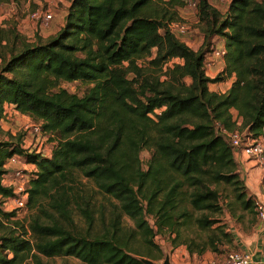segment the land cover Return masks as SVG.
I'll use <instances>...</instances> for the list:
<instances>
[{"label": "trees", "instance_id": "trees-1", "mask_svg": "<svg viewBox=\"0 0 264 264\" xmlns=\"http://www.w3.org/2000/svg\"><path fill=\"white\" fill-rule=\"evenodd\" d=\"M158 1L70 0L61 28L36 41L0 26V120L5 104H12L40 122L54 142L42 155L23 146L22 133L0 139V264H52L44 257L56 256L87 264H145L142 257H161L154 236L164 231L190 253L207 246L223 252L222 238L237 246L235 235L214 215L225 210L234 218L240 210L250 214L249 223L257 218L255 195L221 128L262 134L264 0H229L224 12L197 0L199 48L168 26L179 20L176 7L183 0ZM213 37L223 41L225 54L223 68L210 77L204 59ZM231 76L224 92L209 88ZM61 81L88 86L78 94ZM143 148L153 150L146 169L139 159ZM13 154L35 166L24 231L21 219L1 203L15 195L2 182ZM81 176L117 201L107 218ZM122 215L134 228H124ZM189 227L206 237L177 240Z\"/></svg>", "mask_w": 264, "mask_h": 264}, {"label": "rangeland", "instance_id": "rangeland-1", "mask_svg": "<svg viewBox=\"0 0 264 264\" xmlns=\"http://www.w3.org/2000/svg\"><path fill=\"white\" fill-rule=\"evenodd\" d=\"M50 1V0H49ZM211 4L218 9H220L222 12H224L227 8L229 0H209ZM187 0H183V4L180 5L177 10V19L187 21L190 25V33L189 36H187L186 39L189 41V44L194 48H199L202 44V37L201 31L198 26V16H197V9L194 7H190L186 4ZM50 3L54 5V7L57 6L56 0L50 1ZM159 5H164V0L158 1ZM170 7V5H167ZM171 9L173 7H170ZM1 11H4L2 9ZM16 13L13 14V17L16 16V18L12 19H5L2 18L1 23H4V27H13L16 31L19 33L25 35L27 39H32L33 36L32 33L35 30H38L37 23L30 20L27 16V10L21 11L18 10L15 11ZM3 12H0L2 14ZM6 25V26H5ZM182 40H185L183 38H180ZM186 41V40H185ZM214 45L219 46L216 40H214ZM3 50H5L6 54L9 55V51L7 47H3ZM148 59V58H147ZM147 59L140 60V63L143 65H146V67L152 68V66L148 63ZM176 60V59H175ZM220 71V69H213L212 73L217 74ZM156 72H160L159 69L156 70ZM188 81V79H187ZM60 85L62 87H65L69 92H75L78 94H82L83 91L87 88L88 84L82 81H61ZM212 86V85H211ZM224 86H222L223 88ZM212 88H216V91H220L221 87L212 86ZM224 89V88H223ZM221 92V91H220ZM4 107V114L2 119L0 120V139H10L11 135H15L17 133L23 134V146L26 147V149H34L39 147V149H43L46 153H50L51 148L54 144V142L51 140V136L48 135L47 132L43 133L42 136H38L33 132H30L29 129L31 127V124L37 123L36 120H34L32 117L20 113L15 107L5 105ZM151 148H143L139 152V159L141 162V166L143 169H146L148 167L149 158L152 154ZM23 159V158H22ZM17 168H20L27 174H30L31 171L35 169L34 164L32 163H24L22 160L19 161L16 164ZM12 176V175H11ZM82 180V186L85 187L86 192L94 194V198L96 200V207L100 208L102 205V209L104 210L106 214V218L109 216V210L111 208V202L117 203V201L113 198L108 199L104 197L102 194H100L96 189V186L94 185L92 179L87 177H80ZM5 200H2V206L4 208L9 209L10 206L8 203H3ZM98 214V212H97ZM242 215V217H240ZM75 220L81 225L84 226L83 220L81 216L74 211L73 214ZM214 216L221 217L224 221H226L229 228H233V231L236 233V229L241 230H247L249 226V220H250V214L248 212H241L240 210H237L234 218L224 210L222 214L216 213ZM18 219H21V223L24 225L22 231L26 230L28 227V222L30 219V212L27 209H23L20 211ZM147 218L151 224H154V217L151 215H147ZM121 223L123 224L125 229H132L134 228V222L131 218H129L127 215H122ZM86 226V224H85ZM96 229H101L102 225L98 222L95 225ZM20 229V231H21ZM195 227H189L188 229L183 228L181 231L180 238L177 239L179 241H182L186 239L187 237H194L195 242H200L202 239L206 237V233L203 231H196ZM29 235V234H26ZM171 235L168 231H164L162 233L158 232L154 236L155 242L159 245L162 254L159 258L152 259L156 264H161L165 256L167 255L169 257V261L171 264H207L211 260H219L224 257V254L227 251L230 250H236L239 249L236 245H234L232 242L229 243L226 239L223 240V252H217L210 249V247H206L202 253L199 252H193L190 253L188 250V247L186 243L179 242V244H176V242H173L171 240ZM136 243H141L139 239L135 241ZM140 249L143 250V252H146V247L144 245L140 246ZM48 262L52 264H87L80 259L68 256L66 258L63 257H51V258H45ZM151 259V258H150Z\"/></svg>", "mask_w": 264, "mask_h": 264}, {"label": "built area", "instance_id": "built-area-1", "mask_svg": "<svg viewBox=\"0 0 264 264\" xmlns=\"http://www.w3.org/2000/svg\"><path fill=\"white\" fill-rule=\"evenodd\" d=\"M52 1V0H50ZM49 0H26V3H36V7L29 9L27 16L30 20L37 23L38 26H47L54 17L55 7L53 3L51 4ZM186 4L190 7L196 8L197 0H187ZM198 22V19L197 21ZM1 26V24H0ZM169 28L178 36L183 38L186 41L190 33V25L187 21L184 20H175L168 24ZM184 40V41H185ZM189 42V41H188ZM225 47L214 45L212 42L209 45V51L206 53L204 59V68L205 70L214 67L216 64H222L224 62ZM8 106H13L12 104H5ZM6 107V106H5ZM14 107V106H13ZM5 113V112H4ZM262 134L258 136H253L246 129L235 128L232 130H226L221 128V131L225 134L228 142L233 148L235 155H244L248 159L252 160L254 164L259 166L263 171V176L260 181L259 190L260 196H255V209L256 215L259 220H264V126L262 128ZM30 132L35 133L38 136H42L45 131L41 128L40 122L31 124L29 129ZM28 151L38 152L42 155H48L43 149L39 147L34 149H27ZM26 162L18 155H11L8 157L5 163L6 171L3 173L2 182L11 186L15 195L2 197V200H5L3 203H8L10 206L9 209L4 208L5 210H13L15 216L18 217L19 213L23 209H27L26 200L28 196V180L29 175L20 168L16 167V164L19 161ZM12 175V176H11ZM251 261V255L244 250H232L227 253L222 259L211 260L207 264H249Z\"/></svg>", "mask_w": 264, "mask_h": 264}, {"label": "crops", "instance_id": "crops-1", "mask_svg": "<svg viewBox=\"0 0 264 264\" xmlns=\"http://www.w3.org/2000/svg\"><path fill=\"white\" fill-rule=\"evenodd\" d=\"M57 6L55 7L54 17L47 26H38V30H35L32 35V39L30 41H36L37 39H45L50 35H54L63 25L64 17L67 13V7L70 3V0H56ZM36 7V3H31L28 5L26 0H20L18 3H8L0 5V24L4 26V23H1L2 18L5 19H12L16 18L13 17L18 10L24 11L33 9ZM4 9V11H1ZM6 26V25H5ZM214 40L217 41L219 46H224L223 41L218 37L211 38V41L214 43ZM203 41V37H202ZM189 44L188 41H185ZM190 45V44H189ZM224 66V62L222 64H216L214 67L209 68L206 70V73L210 77H214L215 74L212 73L213 69L217 67V69H222ZM234 77H228L225 80L221 81H214L209 83V88L216 91V88H212V86H219L221 87L220 91L224 92L229 88L233 81ZM212 85V86H211ZM222 86H224L222 88ZM219 91V92H220ZM235 158L238 162V167L241 176L244 178L245 183L251 193L255 196H260L259 185L260 181L263 176L262 169L254 164V162L248 159L246 156L240 154L235 155ZM233 231V228H230ZM236 233L233 231L235 235V241L240 250L247 251L251 255V261L249 264H264V220H259L258 218L255 219L253 223H250L247 230H237Z\"/></svg>", "mask_w": 264, "mask_h": 264}, {"label": "water", "instance_id": "water-1", "mask_svg": "<svg viewBox=\"0 0 264 264\" xmlns=\"http://www.w3.org/2000/svg\"><path fill=\"white\" fill-rule=\"evenodd\" d=\"M142 261L145 263V264H156L152 259L150 258H144L142 257L141 258ZM161 264H171L170 261H169V257L166 255L165 258L163 259L162 263Z\"/></svg>", "mask_w": 264, "mask_h": 264}]
</instances>
